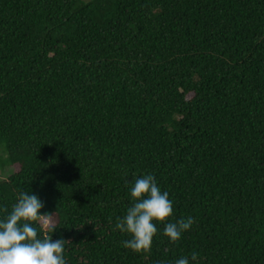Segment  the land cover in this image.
<instances>
[{"label":"trees","instance_id":"trees-1","mask_svg":"<svg viewBox=\"0 0 264 264\" xmlns=\"http://www.w3.org/2000/svg\"><path fill=\"white\" fill-rule=\"evenodd\" d=\"M7 167L0 218L38 195L66 264H264V0H0ZM142 173L173 215L134 252L114 225Z\"/></svg>","mask_w":264,"mask_h":264},{"label":"clouds","instance_id":"clouds-1","mask_svg":"<svg viewBox=\"0 0 264 264\" xmlns=\"http://www.w3.org/2000/svg\"><path fill=\"white\" fill-rule=\"evenodd\" d=\"M130 206L116 218L114 230L127 234L122 246L134 252H147L157 233V223L173 215L169 193L162 191L152 173H142L129 188ZM42 200L35 193L20 191L10 211L0 218V264H66L63 239L53 240L55 227L40 210ZM194 223L191 216L164 223L163 235L170 242L178 241ZM39 233L38 234V227ZM51 235H43V233ZM197 261V253L182 256L174 264Z\"/></svg>","mask_w":264,"mask_h":264},{"label":"rangeland","instance_id":"rangeland-1","mask_svg":"<svg viewBox=\"0 0 264 264\" xmlns=\"http://www.w3.org/2000/svg\"><path fill=\"white\" fill-rule=\"evenodd\" d=\"M11 171L10 167L5 168L4 170L0 171V177H4L5 175H7L9 172Z\"/></svg>","mask_w":264,"mask_h":264}]
</instances>
